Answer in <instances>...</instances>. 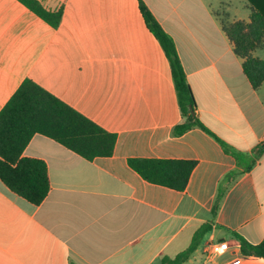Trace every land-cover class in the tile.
I'll return each mask as SVG.
<instances>
[{
  "label": "crops",
  "instance_id": "0c3cea01",
  "mask_svg": "<svg viewBox=\"0 0 264 264\" xmlns=\"http://www.w3.org/2000/svg\"><path fill=\"white\" fill-rule=\"evenodd\" d=\"M63 7L58 28L19 0H0V112L31 80L117 136L89 161L35 135L23 157L46 163L50 192L35 206L0 180V264H160L208 230L184 264H264L237 234L264 240V84L253 89L224 23L264 20V0H38ZM143 3L173 39L201 122L183 121L169 60ZM264 61V40L253 52ZM129 159L194 161L185 191L150 184ZM229 250L208 257V242Z\"/></svg>",
  "mask_w": 264,
  "mask_h": 264
},
{
  "label": "trees",
  "instance_id": "16d2710c",
  "mask_svg": "<svg viewBox=\"0 0 264 264\" xmlns=\"http://www.w3.org/2000/svg\"><path fill=\"white\" fill-rule=\"evenodd\" d=\"M19 1L53 28L60 26L64 14L63 7L50 11L38 0ZM140 10L148 29L159 41L171 66L183 118L173 133L181 136L194 128H199L223 144L196 115L195 98L173 39L143 3ZM223 29L233 43L236 55L244 60L243 71L251 86L253 89H259L264 84V61L254 58L253 52L264 40V20L258 14H254L249 24L226 22ZM35 135L48 137L89 161L112 157L117 140L115 134L105 131L33 81H24L0 112V180L13 193L35 206L40 205L50 192L46 163L22 156ZM263 152L264 146L260 149L258 157ZM128 165L150 184L183 192L197 163L181 160L129 159ZM207 230V226H202L195 232L191 245L185 251L175 258L164 257L160 264H184L197 249ZM234 236L238 239L244 256L264 259V240L259 244H251L237 234Z\"/></svg>",
  "mask_w": 264,
  "mask_h": 264
},
{
  "label": "built area",
  "instance_id": "2783aa9c",
  "mask_svg": "<svg viewBox=\"0 0 264 264\" xmlns=\"http://www.w3.org/2000/svg\"><path fill=\"white\" fill-rule=\"evenodd\" d=\"M229 250V245L227 242H213L210 241L205 246V251L208 257H220L226 254ZM228 264H240V260H234Z\"/></svg>",
  "mask_w": 264,
  "mask_h": 264
},
{
  "label": "water",
  "instance_id": "95a60500",
  "mask_svg": "<svg viewBox=\"0 0 264 264\" xmlns=\"http://www.w3.org/2000/svg\"><path fill=\"white\" fill-rule=\"evenodd\" d=\"M193 114H195L194 111H193Z\"/></svg>",
  "mask_w": 264,
  "mask_h": 264
}]
</instances>
